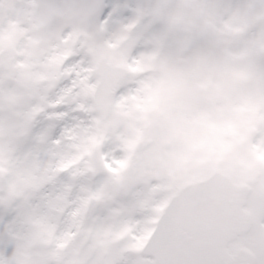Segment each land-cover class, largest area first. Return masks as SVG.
Masks as SVG:
<instances>
[{
    "label": "snow or ice",
    "instance_id": "snow-or-ice-1",
    "mask_svg": "<svg viewBox=\"0 0 264 264\" xmlns=\"http://www.w3.org/2000/svg\"><path fill=\"white\" fill-rule=\"evenodd\" d=\"M0 264H264V0H0Z\"/></svg>",
    "mask_w": 264,
    "mask_h": 264
}]
</instances>
